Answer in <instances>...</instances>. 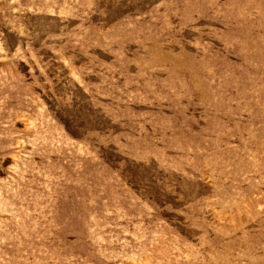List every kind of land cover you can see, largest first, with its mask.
Instances as JSON below:
<instances>
[{
  "label": "rangeland",
  "instance_id": "374dc122",
  "mask_svg": "<svg viewBox=\"0 0 264 264\" xmlns=\"http://www.w3.org/2000/svg\"><path fill=\"white\" fill-rule=\"evenodd\" d=\"M0 264H264V0H0Z\"/></svg>",
  "mask_w": 264,
  "mask_h": 264
}]
</instances>
